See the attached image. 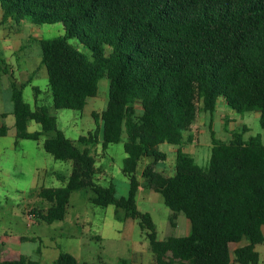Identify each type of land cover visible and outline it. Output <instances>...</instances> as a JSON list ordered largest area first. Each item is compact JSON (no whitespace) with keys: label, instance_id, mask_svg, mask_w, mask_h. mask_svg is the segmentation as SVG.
Segmentation results:
<instances>
[{"label":"trees","instance_id":"16d2710c","mask_svg":"<svg viewBox=\"0 0 264 264\" xmlns=\"http://www.w3.org/2000/svg\"><path fill=\"white\" fill-rule=\"evenodd\" d=\"M0 8V24L18 33H28L27 24L64 26L58 37L28 34L20 50L39 47L41 64L34 75L46 69L55 110L82 111L89 98L98 96L100 81L109 80L107 108L94 113L103 137L99 130L81 137L78 143L85 148L80 149L58 129L49 108L32 109L25 102L23 90L33 78L26 83L13 78L17 140L39 142L45 136L48 154L73 163L65 187L39 192L50 207L34 208L31 217L64 220L72 193L85 190L94 194L92 204L115 206L120 221L140 222L156 264H260L264 143L247 137L244 124L230 139L213 137L205 167L184 148L194 143L192 129L200 116L215 120L221 100L240 115L258 113L264 130V0H0ZM10 69L0 50V72ZM34 90L40 94L38 87ZM32 121L42 131L29 132ZM7 133L2 123L0 137ZM100 143L104 151L111 144L124 145L127 197L96 183L102 170L90 147ZM165 144L176 149L171 174L165 168L169 154L161 149ZM145 160L151 162L142 182L138 167ZM142 187L163 196L173 228L181 215L189 220L187 236L158 240L151 215L137 207ZM3 248L0 237V264H40L23 255L4 260ZM56 264L79 262L62 253Z\"/></svg>","mask_w":264,"mask_h":264},{"label":"rangeland","instance_id":"374dc122","mask_svg":"<svg viewBox=\"0 0 264 264\" xmlns=\"http://www.w3.org/2000/svg\"><path fill=\"white\" fill-rule=\"evenodd\" d=\"M2 11L0 8V22ZM27 32L13 31L11 25L0 24V50H2L12 69L0 72V127L8 126V133L0 137V237L12 247L6 254L10 259L21 255L28 256L40 264H56L62 253L74 256L79 264H156L151 250L147 230L142 229L138 220L120 221L116 216L115 206L100 207L91 203L92 192L85 190L72 193L70 206L64 220L47 223L36 217H30L34 208L48 209L50 204L39 196L42 189L65 187L72 173L71 161H58L43 148L45 136L37 142L17 140L15 117L12 115L11 83L16 78L20 83L32 81L23 90L25 102L32 109L45 106L57 118V127L80 149L85 147L78 143L81 137L99 130L103 137V126L94 118V113L101 114L109 101V80L104 78L99 83L98 96L89 98L82 111L53 108L52 94L49 88L45 68L36 72L41 64L40 49L32 44L26 50L21 45L29 35L47 39L64 35L62 24L35 26L27 24ZM77 44L76 41H72ZM80 50L88 53L86 49ZM34 87L40 89L36 95ZM8 114L4 120L1 115ZM230 121V122H228ZM244 124L249 127L247 137H259L264 143V130L260 125L258 113L240 115L221 100L215 120L202 115L193 126L194 143L184 148L196 163L205 167L209 161L213 137L220 140L230 139L232 131ZM28 131L40 132L41 125L32 121ZM161 149L169 154L165 168L169 174L175 166L176 149L162 145ZM96 158V166L102 173L95 177L96 183L115 188L116 197H127L130 190L129 179L122 168L126 158L124 145L111 144L103 150L102 144L90 147ZM150 160H145L138 167V175ZM65 179L63 181L62 179ZM137 207L142 213H149L156 226L158 240L171 236L184 237L190 233L189 220L181 215L177 226L170 223L171 210L165 205L163 196L153 190L142 187L137 194ZM121 214V213H120ZM27 238L20 246L17 240ZM236 245L232 246L234 250ZM40 250V254L38 251ZM260 264H264V244L258 245ZM233 264V263H231Z\"/></svg>","mask_w":264,"mask_h":264},{"label":"crops","instance_id":"0c3cea01","mask_svg":"<svg viewBox=\"0 0 264 264\" xmlns=\"http://www.w3.org/2000/svg\"><path fill=\"white\" fill-rule=\"evenodd\" d=\"M2 51V50H1ZM3 54V53H2ZM5 57V56H4ZM29 81V80H28ZM3 115V114H2ZM7 116H8V114H7ZM23 238H20L19 240H17L16 242H17V244L18 245H20V246H22L23 245V242H25V241H27V240H22ZM25 239H27V238H25ZM2 241H3V243H4V248H3V254H2V257H3V259L4 260H13V259H10V258H8L7 257V253L9 252V250L12 248V247H10V243H12V239L11 240H9V242H8V244L2 239ZM24 256V255H23ZM28 257V256H27ZM30 258V257H29Z\"/></svg>","mask_w":264,"mask_h":264},{"label":"built area","instance_id":"2783aa9c","mask_svg":"<svg viewBox=\"0 0 264 264\" xmlns=\"http://www.w3.org/2000/svg\"><path fill=\"white\" fill-rule=\"evenodd\" d=\"M30 217H31V215H30Z\"/></svg>","mask_w":264,"mask_h":264}]
</instances>
